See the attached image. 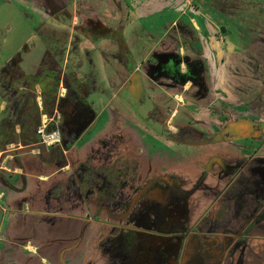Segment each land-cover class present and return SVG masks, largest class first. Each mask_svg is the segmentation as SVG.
I'll list each match as a JSON object with an SVG mask.
<instances>
[{
	"label": "flooded vegetation",
	"instance_id": "flooded-vegetation-1",
	"mask_svg": "<svg viewBox=\"0 0 264 264\" xmlns=\"http://www.w3.org/2000/svg\"><path fill=\"white\" fill-rule=\"evenodd\" d=\"M3 1L9 4L7 8H14L5 15V22L10 23L18 16L22 20L18 18L17 32L16 24L8 28L10 32H0L1 44L8 56L0 67V151L8 153L5 160L11 156L16 163V166L12 164L13 168L0 167L3 170L0 171V213L8 217L7 226L4 229L0 226V264H43L40 260L44 258L40 254L47 255L49 264H81L85 260L86 253L81 257L72 248L63 252V247L45 253L35 239L28 238L25 233L12 234L11 230L17 228L16 224L20 225L18 217H33L34 220L38 215L54 217L50 211L41 213L34 197L28 199L24 195L29 175L22 169L28 161L19 156L28 152L22 154L18 149H36L35 154L41 160H45L41 151L48 152L50 157L46 161L57 159L59 167H65V153L74 146L84 153L86 159L78 161L67 177L74 175L75 180L65 186L64 196H92L101 202V208L108 209L109 216L114 219L125 216L128 222L125 229L130 239L133 240L137 232L167 236L173 230L166 226L173 218L169 210L179 206L180 201L189 205V197L190 200L192 197V209L189 205L183 210L189 220L181 223L177 232H181L178 234H182V239L186 234L202 235L200 243L204 245L200 246L197 255L190 253L189 240L184 237L186 240L181 243L184 249L175 264H259L258 253H262L261 262L264 263V66L250 71L251 78L244 69L240 75L248 80L243 81V86L233 82L237 74L232 72L228 77V69L212 68L203 53L204 44L200 42V37L207 41L210 36L204 37L197 30L205 29L206 19L192 11H187L190 12L187 23L178 16L157 38L147 33L143 35L144 31L136 33V38L146 41V49L141 54L136 49L134 37L131 38V26L138 21L133 12L136 4L144 0ZM194 1L198 9L212 18L200 5L212 0ZM215 1L223 4L209 3L215 10L226 9V3ZM183 12H180L182 16ZM261 12L260 9L256 13L259 16ZM197 16L203 20L199 21ZM191 18H194L195 25ZM254 25L255 29L246 25L253 38L245 49L255 39L264 45V18ZM224 26L219 32L228 36L226 24ZM171 28L175 29L173 38L168 35ZM27 30L29 33L24 34ZM182 34L190 42L182 38ZM167 37L169 42L165 41ZM180 38L185 45L189 44L185 52L183 46L177 44V40L182 42ZM221 45L223 53L233 50L226 48V42ZM260 49L264 53V47ZM255 52L253 55L246 53L245 59L252 58L257 65H262L263 54ZM190 55L193 59L189 58ZM222 57L218 59L219 64L226 63ZM210 73L215 76L210 78ZM218 80L220 84H217ZM232 91L242 92V99H237L238 106L243 107L244 112L249 108L250 115H234L237 114L233 111L236 108L226 106V100L234 93ZM177 94L179 98L175 99ZM115 98H121L128 106V115L121 116L124 109L117 106ZM174 100L178 101L179 107L174 106ZM103 111L108 119L91 133L104 116ZM182 114L186 119H182ZM38 127L57 129L59 140L49 146L39 144ZM88 133L90 136L85 139ZM149 137L199 148L200 153L183 151L174 156L168 155L166 150H151ZM90 140L96 144L91 154L82 149ZM132 140L135 147H128L125 155L134 157L136 150L149 160L156 154L160 166L170 168L145 181L130 197L123 190L126 183H120L121 187L115 184L114 172L115 152H118L119 145L127 146L126 143ZM92 160L110 161L111 167L93 169ZM3 161L4 158H0L1 164ZM5 174L19 175V183L12 186ZM190 178L193 183L186 190L183 181ZM8 187L15 193H8ZM19 193L23 194L16 198ZM21 199H26L29 204L24 206ZM204 204L207 205L206 213L204 211L200 217L198 210ZM137 205L139 209L135 210ZM55 209L52 211L56 212ZM109 209L118 211L111 214ZM80 211L79 207L76 212ZM10 216L11 221L7 222ZM79 216L86 218L81 220L84 224L99 219L96 215ZM134 217L140 221L136 222ZM150 218H155L161 225L151 222ZM204 220H209V225L202 231ZM104 235L101 238L103 248L98 246L101 258L115 259L114 249H119V244L117 247L114 243L108 244L110 239ZM10 241L11 246L32 244L39 259L18 262L20 259L7 249ZM101 250L114 255L103 257ZM191 255L192 259L188 260L187 256ZM60 258L63 261L57 260Z\"/></svg>",
	"mask_w": 264,
	"mask_h": 264
},
{
	"label": "rangeland",
	"instance_id": "rangeland-1",
	"mask_svg": "<svg viewBox=\"0 0 264 264\" xmlns=\"http://www.w3.org/2000/svg\"><path fill=\"white\" fill-rule=\"evenodd\" d=\"M222 1L223 3H226L227 5L224 6L226 9H219L215 10L213 6L218 5L222 6V3H219L215 0L209 1V2H201L200 5L207 13L211 15L212 18L208 16L205 12H203L201 9H198L197 2L194 0H144L141 1L140 4H136V7L134 9V15L137 18V22H135L134 25L131 26L132 30V37H134V44L137 46L136 49H139L140 53L146 49L145 40L143 38H136V33H142L145 35L146 33L153 36L154 38H157L160 36V34L168 28L171 21L178 16L181 18L180 20L184 23H187L190 17V12L192 11L194 14H200L203 15L206 19V27L205 29H197L199 33H201L204 37L206 35L210 36L207 41L203 37H200V42L202 41L204 44V55L208 58L210 65L212 68L216 67V69L220 68H226L229 71H226V73L231 74L232 72L237 74V76H234L233 82L242 85L243 81L248 80L247 78H244L240 74H242L244 69H247L248 73L247 76L251 78V74H249L250 71H254L256 67L258 69H261L264 66V61L262 65H257L254 60L251 58L249 61L248 59H245V54H255V51H259L257 53H262L261 47H264V45H261L258 39H255L252 45L245 49V45L249 44L252 40L251 33L249 32V28H246V25H249V27L255 29L256 25L255 22L258 20L261 21L262 18H264V0H218ZM136 2V0H135ZM137 3H139L137 1ZM214 4V5H210ZM153 5V7H151ZM5 5V6H4ZM6 6H9V4L4 2L3 0H0V32L2 31H8V28L13 27L16 24V32L18 27V21L22 20L20 17L12 18V21L9 23L8 20L5 22V15L8 13L9 10L13 9L12 7L7 8ZM261 9V14L258 16L256 12H259ZM184 11V15L182 16L180 12ZM226 11V12H225ZM231 11V12H230ZM230 12V13H229ZM181 15V16H180ZM259 17V18H258ZM18 18L20 20H18ZM197 19L199 21H202V17H198ZM191 21L193 25H195L194 18H191ZM208 22V23H207ZM226 24V28L228 29V36L224 35V33L219 32V28H221L222 24ZM220 26V27H218ZM225 27V26H224ZM10 32V31H8ZM222 32V31H221ZM29 33V30L25 31L24 34ZM175 34V29H172L168 31V35L173 38ZM22 37V35H20ZM19 36L17 38H20ZM185 37L186 41H189V38H186L185 34H182V38ZM23 38V37H22ZM182 42H179L177 40V44H181L183 46V52H185L187 45L184 44V40ZM226 38H230L231 40H226ZM225 40V41H224ZM166 42L170 41V38H165ZM230 51H227L223 53L221 51V48L223 47L221 44L225 43ZM219 45V49L217 48ZM236 48V50L234 49ZM7 50L10 51L9 46L7 47ZM203 51V50H202ZM137 52V51H135ZM262 57L264 56V53H262ZM226 59V63L219 64L218 59L221 58ZM190 59H193V57L190 55ZM141 61V55L139 57ZM216 59V62H215ZM264 60V57H263ZM216 65V66H215ZM239 68V69H238ZM252 71V72H253ZM212 72V71H211ZM215 76V73H210V78ZM244 78V79H243ZM210 83V81L208 80ZM217 84H220L219 80L217 81ZM243 86V85H242ZM230 95V98L226 100V106L233 109L234 112L237 114L234 115H250L251 112L249 108L247 110L242 111L243 107H239L237 103V99H242V92L239 91L236 93V91H232ZM128 95V94H125ZM103 98V97H101ZM179 95L177 94L175 99H178ZM102 100V99H101ZM115 103L117 106L119 105L121 109H124V112L121 114V116L128 115V112L130 109L128 106L123 102L121 98H115ZM175 107H179V104L177 103V100H174ZM174 107V108H175ZM127 110V111H126ZM104 116H102L98 122L96 123V126L94 129L91 130V133L96 131L98 128L102 127L104 125V122L108 119V116H106V111L102 112ZM259 113V112H258ZM114 114V113H113ZM116 116V115H114ZM122 117V118H123ZM182 119H186V115L182 114ZM130 119V117L128 118ZM184 122V121H183ZM111 123L107 124V130L110 128ZM100 133H102L100 131ZM89 133L86 134L85 139L89 137ZM100 138V137H99ZM151 142V150L155 149L157 151H164L166 150L168 155H174L176 156L177 153H182L185 151V153L190 154L193 150L195 154H199L200 150L199 148H194L189 145H183L178 144L170 141L165 140H155L153 137H149ZM114 144V142H112ZM127 146L119 145V150L116 153V167L114 172V182L117 183L119 187H121L120 183H126V187L123 188L124 192L128 194L130 197L133 196L137 191L140 190L143 183L152 177H156L157 175H160L163 173V170L169 169L164 166H160V158L158 155L154 154V156H150V159L147 160V157L143 154H137L135 150L136 156L132 157L128 154L125 155L126 149L131 146L135 147V143L133 140L126 143ZM94 140H90L87 142L82 149H84V152L90 153L94 149L95 146ZM11 146H9L10 148ZM100 146H98L99 148ZM107 150V149H106ZM18 151L22 152V154L25 152H28L27 154L19 156L21 160L28 161L26 163V167L22 169V172L25 174H28V186L26 191H23L24 195L28 197V199H32L34 197L36 201V207L40 206L38 210L43 212H52L54 217H51V215L48 216H40L38 215V219L34 220L33 217L31 218H17L19 222L16 224L18 232L25 233L27 237H31L33 240L35 239V243L38 244V247L42 249L43 252H48L51 250H57L62 249L63 247H69L72 248L71 250L73 252L76 251V253H79L81 257L83 254L84 256L83 261H81V264H86L87 261L89 263L87 264H102L103 262H106V264H175L176 258L180 252L183 251L184 247L181 246L182 240L183 242L188 239V245H190V253L198 254L200 246L204 243H200V236L199 234H186L183 233V239L182 234H178L181 232H177V228H179L181 223H187L189 219H187L185 213L183 210L185 207H189L192 209L193 207V201L192 197L190 200L189 197V205L185 201H180L179 206L174 207V209H170V216L173 217L172 220L169 219L166 226L168 228H172L173 230L169 231L167 236H159V235H152L151 233L147 232H137L134 235V239H130L127 235L128 230L125 228L128 226L126 223H128L124 217H119L117 219H114L112 216H109L108 209L101 208V202H97L96 198H93L92 196H88L87 198L79 197L78 195H68L67 197L64 196V190L65 186L68 185V183H73L75 178L73 179V176L71 178H67L72 172L73 168L75 169L76 164L78 161L86 159L84 153L82 151H79L75 146L71 147L67 153H65V159H66V166L65 167H59L60 164L57 163V159L52 162L46 161V159H49L48 152H43L42 158L45 160H41L38 155L35 153L38 152V150L30 151L29 147H25L22 149H18ZM30 151V152H29ZM108 152L109 149L107 150ZM6 154L8 153H2L0 151V158H4V161L2 164L0 163V167L5 166L7 168H13L12 164H14V161L12 160L11 156L6 158ZM89 154V155H90ZM113 154V153H112ZM152 155V154H151ZM115 156V155H114ZM87 157V155H86ZM131 157V158H130ZM134 159V161L132 160ZM113 161V160H112ZM93 169H96L94 167H101L102 169H110L111 163L110 161H97L92 160ZM104 162V163H103ZM105 162L107 164H105ZM168 162V161H167ZM166 163V162H162ZM4 164V165H3ZM104 164V166H103ZM70 165V166H69ZM11 166V167H10ZM69 166V167H68ZM168 166V165H167ZM161 167V168H160ZM19 170V169H18ZM0 171H3L0 169ZM5 171V170H4ZM20 171V170H19ZM2 174V172H1ZM7 175L9 183L14 186V184L19 183V175H11V174H5ZM197 176V175H196ZM69 179V180H67ZM67 183V184H65ZM184 185L186 186L185 189L188 190L192 185V179H186L183 181ZM24 186L22 182V187ZM8 193H13V189L11 187L7 188ZM77 191V190H76ZM86 191V190H85ZM184 191V190H183ZM84 192V190H83ZM15 193V192H14ZM66 194V193H65ZM15 195V194H13ZM31 196V197H30ZM190 196V195H188ZM27 199V198H26ZM85 207H84V203ZM39 204H38V203ZM46 202V203H45ZM26 206V203H25ZM52 206V207H51ZM201 206V205H200ZM81 208L80 212H76L78 208ZM206 207L207 205H202V208L198 210V213L200 217H203V213H206ZM55 209L56 212H53L52 210ZM99 208V209H98ZM142 206L140 205V209ZM200 208V207H199ZM43 209V210H41ZM72 209V210H71ZM98 209V211H97ZM139 209V206L137 205L135 210ZM102 210V211H101ZM186 210V209H185ZM112 211H118V210H112L109 209V212L112 214ZM75 212L77 214H75ZM100 212V213H99ZM174 213V214H173ZM79 215H82L83 217H90V216H97L99 219L96 221H90L87 223L81 222V220H86V218H81ZM95 216V217H96ZM6 217L5 215H2L0 213V226L2 229H4L6 225ZM136 222H139L140 219H137L134 217ZM151 222L157 221L155 218H150ZM11 221V216L9 217L7 222ZM14 221V218L12 219ZM209 220H204V223L202 224L204 226L205 231L207 228L206 226L209 225ZM29 224L31 226H29ZM158 224V223H157ZM159 226L161 223L159 222ZM193 224H190V226ZM85 231L84 233L82 231ZM139 229V228H138ZM196 230H199L200 227H195ZM185 230V229H184ZM155 232L154 230H152ZM202 231H199L200 233ZM15 233V232H14ZM106 233V234H105ZM105 234V235H104ZM108 234V235H107ZM218 234V232H217ZM109 238L108 241L110 243H114V245L117 247L120 243V247L118 251L116 252L117 255L110 254L108 251H102L101 254L115 257V259H104L99 258L97 259L95 255L99 254V247L103 248L101 246V243L104 242L102 237ZM205 236H208L204 234ZM156 239H154V238ZM169 237V238H168ZM184 237H187L184 240ZM217 237H219L217 235ZM158 238H161L162 240H158ZM101 239V240H100ZM78 240V242L76 241ZM100 240V241H99ZM76 241V242H75ZM87 241V242H86ZM78 243V244H74ZM86 243L88 244V249H86ZM71 246V247H70ZM193 249V251L191 250ZM114 250H117L114 249ZM38 253V252H37ZM43 260L49 264L50 261L47 258L46 254L41 255ZM192 259V255L190 257L187 256V259ZM257 258H259V264H264L261 262L260 254H257ZM97 259V260H96ZM201 259V257H200ZM60 261H63L62 258L57 259ZM100 260V261H99ZM24 263L28 260V258L25 257L23 260ZM56 261V260H54ZM21 262V259L20 261ZM43 262V261H42Z\"/></svg>",
	"mask_w": 264,
	"mask_h": 264
},
{
	"label": "crops",
	"instance_id": "crops-1",
	"mask_svg": "<svg viewBox=\"0 0 264 264\" xmlns=\"http://www.w3.org/2000/svg\"><path fill=\"white\" fill-rule=\"evenodd\" d=\"M19 41V40H18ZM3 43L0 39V67L5 63L6 59L8 58V56L5 55V52L4 49H5V46H2ZM11 43V42H10ZM15 43V40L12 42V44ZM9 54V53H8ZM18 186V185H17ZM23 193H19L17 196H15L16 198L20 197ZM15 198V199H16ZM22 200V203L24 204L25 206V203H26V206L29 204V202H26V199H21ZM21 203V204H22ZM28 203V204H27ZM16 210V209H15ZM18 211V210H16ZM12 234H15L17 232L18 235H20V232H18V229L17 228H12ZM15 232V233H14ZM11 239H13V237H11ZM10 246L7 247V249L9 250H12V252L15 254V256L18 258V259H25L28 258V259H39L38 255L35 253V249L33 247H31L32 244H29L27 243L25 246H11L12 245V241H10L9 243ZM22 245H23V242H22ZM63 249V248H62ZM66 250H70L69 247H66L63 249V252L66 251ZM260 255H262V253H258ZM43 255V254H40V256ZM95 257L97 259L101 258V255H100V251H99V254L95 255ZM17 259V260H18ZM96 259V260H97ZM43 264H47L43 259L40 260ZM100 261V260H99ZM104 264V263H102Z\"/></svg>",
	"mask_w": 264,
	"mask_h": 264
},
{
	"label": "built area",
	"instance_id": "built-area-1",
	"mask_svg": "<svg viewBox=\"0 0 264 264\" xmlns=\"http://www.w3.org/2000/svg\"><path fill=\"white\" fill-rule=\"evenodd\" d=\"M37 135L41 145L49 146L59 140V131L57 129L46 130L44 127H38Z\"/></svg>",
	"mask_w": 264,
	"mask_h": 264
},
{
	"label": "clouds",
	"instance_id": "clouds-1",
	"mask_svg": "<svg viewBox=\"0 0 264 264\" xmlns=\"http://www.w3.org/2000/svg\"><path fill=\"white\" fill-rule=\"evenodd\" d=\"M54 129V128H53ZM52 128H50V130H53ZM38 143H39V140H38ZM40 144V143H39ZM45 146V145H44Z\"/></svg>",
	"mask_w": 264,
	"mask_h": 264
},
{
	"label": "water",
	"instance_id": "water-1",
	"mask_svg": "<svg viewBox=\"0 0 264 264\" xmlns=\"http://www.w3.org/2000/svg\"><path fill=\"white\" fill-rule=\"evenodd\" d=\"M119 247H120V243H119ZM118 251V249L116 250V252Z\"/></svg>",
	"mask_w": 264,
	"mask_h": 264
}]
</instances>
